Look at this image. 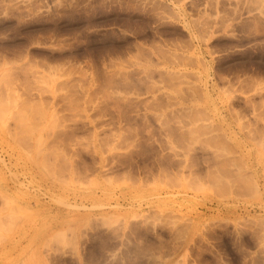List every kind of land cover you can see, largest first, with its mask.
Here are the masks:
<instances>
[{"label":"rangeland","instance_id":"rangeland-1","mask_svg":"<svg viewBox=\"0 0 264 264\" xmlns=\"http://www.w3.org/2000/svg\"><path fill=\"white\" fill-rule=\"evenodd\" d=\"M51 208L0 264H264V0H0V247Z\"/></svg>","mask_w":264,"mask_h":264},{"label":"crops","instance_id":"crops-1","mask_svg":"<svg viewBox=\"0 0 264 264\" xmlns=\"http://www.w3.org/2000/svg\"><path fill=\"white\" fill-rule=\"evenodd\" d=\"M47 214H50V219L40 221L36 224V227L33 230L26 231L25 235L21 234L17 239H14L10 242V246H2L0 250L3 249H19V245H23V249H44L43 243L52 239L58 229H59V218L56 208H51L50 213L46 211ZM93 217V214L90 215V220ZM68 217V227L79 228L78 219L70 221ZM92 226H90L91 231L88 233V240L83 249H107V244L105 236L103 235L100 225L95 224L91 220ZM22 249V248H21ZM50 249H58V246L51 242Z\"/></svg>","mask_w":264,"mask_h":264}]
</instances>
